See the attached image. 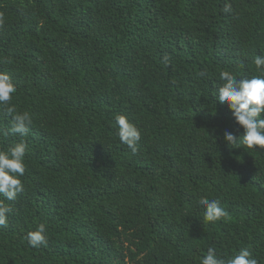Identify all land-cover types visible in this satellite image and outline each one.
<instances>
[{
  "label": "trees",
  "instance_id": "16d2710c",
  "mask_svg": "<svg viewBox=\"0 0 264 264\" xmlns=\"http://www.w3.org/2000/svg\"><path fill=\"white\" fill-rule=\"evenodd\" d=\"M0 264H264V0H0Z\"/></svg>",
  "mask_w": 264,
  "mask_h": 264
}]
</instances>
